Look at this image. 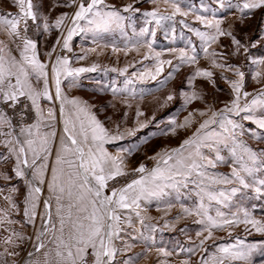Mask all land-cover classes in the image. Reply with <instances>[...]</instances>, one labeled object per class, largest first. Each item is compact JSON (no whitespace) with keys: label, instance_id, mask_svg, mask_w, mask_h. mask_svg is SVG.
<instances>
[{"label":"crops","instance_id":"0c3cea01","mask_svg":"<svg viewBox=\"0 0 264 264\" xmlns=\"http://www.w3.org/2000/svg\"><path fill=\"white\" fill-rule=\"evenodd\" d=\"M60 1H64L65 5L69 4L71 6L58 12L55 17L53 14L50 18L49 14L45 15L42 11L40 13L41 19L36 22L40 27L37 28L36 24L29 20L27 33H22V36L26 35L36 43L38 59L48 66L46 71L49 73V91L53 97L55 96V82L52 79L51 67L55 63V57L58 55L56 53L58 47L60 45L63 46V38L67 36L68 29L76 27V25L70 26L67 24V29L62 25L60 29L52 28L50 31L45 32L42 27V17L47 16L50 25L54 24L55 19L64 13L69 15L68 19H70L77 10V5L81 0ZM38 2L39 0H33L34 6L39 11ZM82 2L88 3L90 1ZM73 6L74 9L71 10ZM98 7L101 10L102 5ZM206 10L209 9L207 8ZM212 10L210 9L209 11L212 12ZM16 11L17 8L13 6L12 0H0V13H15ZM205 12L203 11L201 14ZM230 13L231 10L229 8L216 9L213 11V17L209 18L211 21L221 20L231 15ZM246 15L240 14L239 16ZM80 21L83 22L84 30H81L80 26L77 27L75 32L77 40L73 42L71 39L69 48L73 43L77 44V47L86 45L89 41L100 43L101 41L98 38L101 39L102 37L103 25L98 28L96 24L87 26L86 21L88 20ZM80 21L77 22V25H79ZM220 27L225 32H231L232 35H223L215 42H210L206 37L202 38L197 35V31L208 33L209 35L216 34L214 27L206 25L197 26V29L186 35L185 38H183V35L177 34L173 35L175 38L171 36L174 39L173 44H171L176 48V51H180L179 56L175 60L176 66L173 71L162 73L152 71L149 75L145 73V75H142L143 72L138 74L110 72L111 75L107 79L109 89H106L109 96L112 98H134L137 96L145 100L158 92H163L166 87L175 82L182 75L181 71L187 64L193 66L190 73L188 72L185 77L182 76L184 77L183 80L187 82L180 93L177 103L171 106V109L161 115L153 114L150 119H148L147 115H142L136 124L130 125L128 123L123 128H119V125H117V130L111 131V133L106 130L109 139L104 142L103 149L109 156L116 158L124 174L107 181L108 186L104 190L105 194L111 195L113 188H122L133 180L142 178L145 179L149 188H154L157 184L163 188V193L160 195L142 196L138 201L139 207L133 205L127 209H118L120 232L118 236L113 237L116 253L112 264H198V259L202 255L214 256L223 245L229 248L230 252L246 246L244 245V240L256 243L252 254L245 260H233L224 252H219L222 255L224 264H264L263 235L257 237H248L240 233H228L225 235L223 231L221 233L222 237H220V231L225 230L230 224L223 227H213L208 219V217H212L217 223H222V218L217 215L219 212L223 214V218L239 222L241 221L239 215L242 210L248 211L249 209H254V213L264 215L261 211L264 208V186L258 183L260 180H264V167H261V161L264 160V157L259 155L264 153V129L259 128L254 123V119L264 118V108L257 105L253 106L248 112L240 111L238 114L237 112L223 111L226 108H230L236 99L237 94L232 87V82L241 80V77L237 75V69L243 73V86L239 94V107L241 109L246 104L250 105L251 101L264 91V64L258 63L264 60V16L256 39L251 45L247 44L243 39L240 40L235 37L240 41V46H237L232 40L234 37L232 26H221L220 24ZM107 28L112 27L108 25ZM158 28V31L161 32L160 27ZM151 31L155 32V29H148V33L143 35V44L155 50L157 49V51L166 48L164 46L167 42L166 36L160 35L151 41ZM58 39L60 41L59 44L56 43ZM0 42H2L0 46L4 47L2 55L6 59L9 56H14L17 60L21 59L22 39H14L6 32L0 31ZM53 46H55L56 51L49 58L48 53L52 51ZM182 52L184 53L183 59L181 58ZM61 57L68 58L69 68L87 69L86 66L76 63L80 59V54L77 52L72 58L68 54ZM191 57L195 59H189ZM213 61H215L216 65H223V67L214 66ZM102 69L95 68L94 71L79 73L75 85L71 83L72 77L61 75L62 96L68 100H77L79 102L78 106L65 103L63 115L60 112L61 100L53 99L50 101L41 98L39 101L46 118L45 123H49L47 119L48 110L52 109L55 113V120L50 121L53 128H46L42 125L41 131L54 130L56 136L53 138L51 145L52 151L48 159L49 167L45 174L46 182L39 185L42 191L39 194L35 209L36 216L32 221H29L24 215V202L28 193L26 178L15 175L16 156L10 150L11 145L6 144V140L11 138L0 135V264H30L32 261H39L40 264H43L46 252L50 253L49 260L55 259L53 231L49 230L45 236L41 237L45 245L44 248L36 251L35 247L38 243L37 235L42 230L46 219L44 207V201L46 200H49L51 205L49 211L52 219L49 229H51L52 224L55 225L56 229H59L56 201L48 190L47 181L51 179V167L55 164V155L60 148V138L64 135V119L75 120L78 109L82 107L86 109L88 116H95L105 129L106 123L96 115L92 105L86 98V95L90 91H94V88L97 90V87H94L97 81L103 80L102 76L106 71ZM201 69L211 72L212 76L195 75ZM153 75L155 79H152ZM12 83H15L14 77L12 78ZM32 83L34 87L40 89L43 87L42 81L37 84L34 78ZM245 92L249 93L247 97L244 96ZM193 93L196 94V98L189 99ZM172 96L176 98V92ZM261 98L264 99V97ZM28 102L31 104L30 101ZM5 104L7 103L0 100V111H3L8 116L3 108ZM213 112L222 113L228 119L242 126V133L240 128L235 130L236 141L238 145L251 148L258 154L255 166L248 161L247 154L243 152L241 147H237L236 155L233 156L229 150L231 147V141L229 140L228 147H225L224 144H217L213 147L202 146L200 148L201 154L207 158L203 161H199V158H197L198 162L205 165L203 169L205 176L203 178L197 179L194 173L188 179L186 187L183 183H179L176 188L165 186L173 182L184 181L182 176H175L173 180H156L153 183L149 173L158 165L161 168H165L163 159L169 154L173 155V159L169 160V164H173L176 155L172 154V150L180 148L185 140L193 138L200 124L205 120L212 119ZM201 113H204V115H201ZM79 115L87 124V117L84 113H79ZM246 115H251L254 119H244ZM32 118V123H35V110H32ZM186 119L191 122L181 127L180 125H184ZM216 119L219 120L220 116H217ZM8 131H12L13 135L17 134L14 128L5 127L0 129V132ZM221 131L218 123H210L206 129L200 131V135L203 136L209 132L219 133ZM111 137H115V139ZM206 143L212 144V141L209 140ZM152 144L155 145L150 150L146 148ZM216 148H219V155L223 157L221 161H215ZM141 149L144 152L150 151L149 153L158 159L157 164L151 169L145 170L144 173L138 172V166L136 167L134 164L127 167V163L124 160L126 155L134 157ZM85 151H87V148ZM194 152V146H187L183 149L184 156H188L189 153L194 154ZM241 156L249 167L259 169L254 171L252 175L242 170L240 171V176L249 185L248 187H244L232 174L234 168L240 170V164L237 159ZM28 158L31 160V154H29ZM208 160H213L215 166L209 165ZM30 171L28 170L29 176L27 178H30ZM5 176L9 178L5 179ZM224 178H227V182H223ZM215 179L222 182L214 183L213 180ZM192 181H195V183ZM258 187L261 188L260 192L256 191ZM233 188L237 190L235 193L232 192ZM209 193L215 196V199H209ZM220 193L224 195L221 196ZM8 197H11V199H7ZM186 209L187 211H185ZM257 209H260V211L257 212ZM55 234L58 235L59 233L56 232ZM216 234H219L220 238L216 237ZM214 240L221 243L216 245ZM89 252H91L90 249ZM29 253H32V255L29 256ZM87 259L88 264H91L92 257L89 255Z\"/></svg>","mask_w":264,"mask_h":264},{"label":"snow or ice","instance_id":"6c2138e0","mask_svg":"<svg viewBox=\"0 0 264 264\" xmlns=\"http://www.w3.org/2000/svg\"><path fill=\"white\" fill-rule=\"evenodd\" d=\"M166 3H172L175 12H180V7L176 0H165ZM223 5V0H220ZM13 6L17 8L15 13L7 12L0 13V31L6 32L12 38H20L23 40V49L20 52V60H17L14 56L5 58L2 53L4 47L0 46V100L8 103V106L13 109L20 122L19 132L13 135L12 131L0 132V135L10 137L6 140V144L11 145V152L15 154V175L17 177L26 178L28 186V193L25 198L24 215L29 221H32L36 216L35 209L37 207V201L42 189L39 185L44 184L45 174L48 170V159L51 154L53 138L56 136L54 130L41 131V127L53 128L50 121L55 120V113L52 109L48 110L47 119L49 123H45V116L43 110L40 107V99L45 98L47 100H61L60 112L64 114V104H72L78 106L77 100H68L62 96L61 92V75L65 77H72L71 83L75 85L76 79L79 73L86 71H94L95 66L90 69L85 68H69V60L67 57H61L57 55L55 57V63L51 67L52 79L55 82V96L49 91V73L46 71L47 65L42 63L36 53V43L29 39L26 35L22 36V33H27L29 28V20L34 24L41 19V14L33 4V0H12ZM104 0H90V2H80L77 5V10L72 17L73 25L76 27L69 28L67 36L63 38V48H69V41L77 30V22L80 20H88L89 24H96L99 28L101 25L107 28V26L113 22L119 23L124 19L120 15V11L116 8L107 12H102L99 5H102ZM65 6H71L66 4ZM229 7H235L239 9L241 14H246L245 10H254L264 7V0H237L235 5L229 3ZM132 5L126 6L123 10L129 11ZM145 16L156 19L157 22L163 19H169L170 17L160 16L156 11L146 12ZM202 20L207 26L214 27L216 34L209 35L208 33H202L197 31V35L202 38H207L210 42H215L220 36L229 35L231 32H225L221 29V20L208 21L203 17H197ZM43 30L45 32L50 29H60L64 21L68 19L66 13L61 14L55 19L54 24L48 23V17L43 16ZM39 28L40 25L36 24ZM148 33V29L141 30V35ZM233 43L240 46V41L235 37L232 38ZM60 43L59 39L56 41ZM2 44V42H0ZM56 51L55 46L51 52L48 53L49 58L52 57ZM30 53V54H29ZM158 55V54H157ZM215 55V54H213ZM181 58H184V53H181ZM189 59L194 60V57ZM163 63V62H162ZM167 63H171L168 61ZM258 63L264 64V60ZM214 66L223 67V65ZM161 67L157 68V73L162 71ZM195 75L211 77L212 73L207 70H198ZM237 75L241 77L240 81L232 82V87L235 91L236 99L233 101L230 108H226L224 112H248L253 106H259L264 108V91L260 96L254 98L251 104H246L244 108L239 107V94L243 86V73L237 69ZM259 75V73H257ZM15 78V83H12V78ZM35 79L37 84L41 81L43 83L42 89L34 87L32 79ZM155 79V76H152ZM249 93L245 92L244 96L247 97ZM20 97H25L31 102L30 106L22 104ZM191 98H196V94L193 93ZM168 99H172L171 96ZM10 102V103H9ZM35 110L36 122L27 123L29 114ZM79 113H84L87 117V124L84 119L80 118ZM204 115V113H201ZM220 116L217 120L216 117ZM244 119L253 120V116L246 115ZM191 121L185 120L184 127ZM64 135L60 138V148L55 155V164L51 167V179L47 181V187L55 197L56 201V215L59 218V229H56L55 225H51V212L49 211L51 205L50 201H44V207L46 210L45 223L42 226V230L37 235L36 251L44 248L45 245L41 240V237L51 230L53 231V242L55 243V259L49 260V254H44L45 259L43 264H88V256L92 257L91 264H112L113 258L116 253V248L113 245V237L118 236L120 232L119 222L120 215L118 209H127L133 205L139 207L138 201L140 198L147 196H157L163 193V188L160 185H155L154 188H149L145 179L133 180L126 186L111 190V195H106L104 190L107 188V181L115 179L117 176L123 175L120 164L117 163L116 158L109 156L103 149L104 142L109 139L106 129L100 124L95 116H88L85 108H79L76 114L75 120L67 118L64 119ZM78 123V127H77ZM218 123L221 132H209L203 136L200 135L202 129H206L209 124ZM259 128L264 129V118L254 119ZM8 127L12 129L14 127L12 118L7 116L3 111H0V129ZM240 128L243 132L242 126L235 121L228 119L226 115L222 113H212L211 120H205L200 124L193 138L187 139L183 142L180 148L173 149L172 154L176 155L175 162L169 164V160L173 159V155L169 154L163 159L165 168L159 167V165L153 169L149 175L154 183L156 180H173L175 176L184 177L182 182H173L172 184L165 185L167 187L176 188L179 183H183L187 186V181L195 173L197 179L203 178L205 173L203 171L205 165L199 161L207 159L204 157L200 148L213 147L217 144H224L228 147V141H231L230 152L233 156L236 155L237 147H241L243 152L247 154L248 161L255 166L258 154L251 148L243 145H238L236 141V129ZM115 139V137H111ZM212 141V144H207L206 141ZM187 146H194L195 152L189 153L188 156L183 155V149ZM87 148V151L85 149ZM217 155L215 161L223 160V157L219 155V148H216ZM29 154H31V160H29ZM264 157V153L259 154ZM155 159V157H153ZM39 162V163H38ZM209 165L215 166L213 160L207 161ZM237 162L240 164V170L233 169V176H235L239 182L248 187L249 185L240 176V171H244L249 175H252L254 171L259 170L255 167H249L244 162L243 157H239ZM261 167H264V160L261 161ZM30 171V178L29 176ZM138 172L144 173V165L141 164L137 169ZM9 177L5 176V179ZM195 183V181H192ZM214 183H220L221 180L215 179ZM223 182H227V178H224ZM264 186V180L258 182ZM15 191V189H13ZM237 190L232 189L235 193ZM257 192L261 191V188L256 189ZM199 194V193H198ZM223 196V193H220ZM7 199H11L8 197ZM209 199H215L211 193H209ZM66 201V202H65ZM203 207V205H201ZM187 211V209L185 210ZM139 215V213H137ZM222 218V223H217L212 217H208L213 227H223L224 225L232 224L237 221L223 218L222 213H217ZM245 219L242 221L245 224H250L256 232H264V222L249 217L247 212L244 213ZM59 234L56 235L55 233ZM255 245H247L241 247L235 251H229V248H222L220 251L229 255L233 260H245L254 251ZM89 249L91 252H89ZM32 253H29L31 256ZM30 264H40L39 261H32ZM220 264H224L221 260Z\"/></svg>","mask_w":264,"mask_h":264},{"label":"rangeland","instance_id":"374dc122","mask_svg":"<svg viewBox=\"0 0 264 264\" xmlns=\"http://www.w3.org/2000/svg\"><path fill=\"white\" fill-rule=\"evenodd\" d=\"M82 1L88 2L90 0H81L80 2ZM176 2L180 7V12H175L172 3H166L165 0H104L101 7L102 12H107L112 10V8H116L120 11V15L123 16L124 19L119 23L113 22L109 24L112 28L105 29L103 26V32L101 33L102 37L101 39L98 38V40L101 41L100 43L89 41L86 45H81V47H77V44L75 43H73L68 49L63 48L62 45L58 47L56 53L59 56H66L68 54L70 58H72L77 52L80 54V59L76 61V63L86 66L87 69L95 66L96 69L103 68L102 70L106 71L104 72L105 76H102L103 80H98L95 86L93 83V86L97 87V90L94 88V91H90V93L86 95V98L92 105L96 115L106 123L105 129L108 133L117 130V125H119V128H123L126 127L128 123L130 125L136 124L142 115H147L148 119H150L153 114L161 115L171 109V106H174L177 103L180 93L186 85L185 83L187 81L183 80V78L188 72L190 73L193 66L187 64L181 71L182 75L175 82L166 87L163 92H158L145 100L144 98H139L137 96L134 98H112L109 96L106 89H109V82L107 83V79L111 73L120 72L138 74L143 72L142 75L144 73L149 75L150 72L157 71L158 67L163 69L160 71L161 73L173 71V68L176 66L175 60L180 54V51H176V48L172 45V42H174L173 38H175L173 35H183V38H185L186 35L191 34L192 31L197 29V26H206V24L197 17H203L204 19L211 21L210 18L213 17V11L216 9L229 8L231 10V15L221 19V26L231 25L234 29V37L240 40L243 39L250 45L256 39V35L258 34L264 16V7H262L251 11L245 10L247 15L240 17L239 15L241 12L239 9L234 6H228L229 3L235 5L237 0H223L224 6L221 5L220 0H176ZM240 2L242 3L243 0H240ZM38 3L40 13L43 11L45 15L49 14V18L52 17L53 14L55 17L58 12L67 9L68 7L65 6L64 1L60 0H39ZM128 5H132V8L129 11H124L123 9ZM207 8L209 10L213 9L212 12L206 10ZM73 9L74 6L71 10ZM151 11H156L158 15L170 18L159 20V22H157L156 19L144 15V13ZM203 11L206 12L201 14ZM67 16L69 17V15ZM72 17L73 15L70 19L64 21L63 25L66 29L67 24L70 26L73 25ZM207 17L210 18L208 19ZM86 24L87 26L90 25L88 21H86ZM82 25L83 22L80 21L78 26L81 27V30H84V26ZM158 27H160L161 32L158 31ZM144 28L150 30L155 29V32H150L152 35L151 41L158 38L157 36H166L165 39L167 42L164 44L166 48L157 51V49L155 50L143 44L141 30ZM74 35L75 36L72 38L73 42L77 40L76 33ZM168 61L171 63H167ZM175 92L176 98L173 97L174 95L172 96ZM169 96H171L172 99L169 100ZM29 119V124H31L33 119L32 112L29 114ZM154 145H148L146 148L150 150ZM149 152H144L141 149L134 157L126 155L124 160L127 163V167L134 164V166H138L137 168H139L141 164L144 165V163L151 158L153 159V157H155L153 161L156 165L158 162L157 157ZM258 211H260V209H257V212ZM261 211L264 213V208H262ZM245 212L249 214L250 218L264 222V215L262 216L254 213V209H249L248 211L242 210V213L239 215L241 221L230 224L225 230H218L220 231V237H222L221 233L223 231L225 235L228 233H240L245 234L248 237H257L259 235L264 236V232H256L250 224L242 222L245 219ZM216 237L220 238L219 234H216ZM216 240H214L216 245L217 243H221ZM255 244V242H247V240H244V245L246 246ZM222 248L227 247H224L223 245L220 249ZM219 252L222 253V251H218L216 252L217 254L209 257L208 255H202L198 259V264H220L222 255Z\"/></svg>","mask_w":264,"mask_h":264},{"label":"built area","instance_id":"2783aa9c","mask_svg":"<svg viewBox=\"0 0 264 264\" xmlns=\"http://www.w3.org/2000/svg\"><path fill=\"white\" fill-rule=\"evenodd\" d=\"M20 101L22 104H27L29 105L28 100L25 97H20ZM10 103V102H9ZM5 112L8 114L10 118H12V122L14 125V130L16 133L19 132V127H20V122L18 120V117L16 116V113L13 111L11 107L8 106V103L3 106ZM27 123H30V119L28 118ZM155 165V162L153 159H149L146 163H144V168L145 170L151 169Z\"/></svg>","mask_w":264,"mask_h":264}]
</instances>
